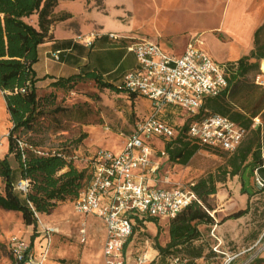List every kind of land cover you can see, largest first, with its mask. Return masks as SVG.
I'll return each instance as SVG.
<instances>
[{
  "label": "rangeland",
  "instance_id": "374dc122",
  "mask_svg": "<svg viewBox=\"0 0 264 264\" xmlns=\"http://www.w3.org/2000/svg\"><path fill=\"white\" fill-rule=\"evenodd\" d=\"M103 3L100 8L95 0H68L60 2L57 9L63 5L72 6L77 13V23L89 29L94 28V24H103L113 32L122 30L134 37L155 41L156 0H103ZM83 18L87 21L83 22ZM260 38L264 41V30ZM260 61L259 69L249 72L246 80L241 81L245 89L236 95L237 103H242L244 94L257 95V91L251 89V80L260 72ZM41 85L37 84V96L43 100L49 97L53 103L47 99L42 102L43 117L35 122L32 130L21 131L18 135L23 141L29 139L45 153L63 151L84 159L99 148L119 150L140 118L149 114L146 111L148 102L144 99L130 101L94 82L79 81L66 89ZM172 110L173 114L167 116L169 125L181 126L188 115L179 109ZM6 114L0 107V159L7 158L17 177L18 162L14 154L8 155L7 133L11 124L1 133ZM262 152L264 156V139ZM224 161L223 151L200 148L187 165L165 162L160 170L161 179H168L170 185L185 186L215 172ZM252 185L255 194L248 199L239 192L237 177L217 184L216 194L209 197L215 208L210 212L215 224L199 226L202 235L193 242L194 249L190 246L178 253L160 254L155 245L164 246L168 242V220L158 219L154 226L136 225L128 251L124 253L125 264H137V257L141 255L146 256L143 264H264V188L261 190L253 181ZM2 190L0 178V192ZM246 207L248 212L244 216L222 222L224 217ZM44 227L57 230L51 242L48 240L50 258L63 260L61 264H104L101 220L93 214L75 213L71 200L58 203L48 214H38L35 227L25 225L21 213L0 208V264H18L11 252L13 237L29 241L32 233L37 232L35 248L44 249V237L48 239ZM80 228L85 229V235L80 233ZM197 251L200 256H193Z\"/></svg>",
  "mask_w": 264,
  "mask_h": 264
},
{
  "label": "trees",
  "instance_id": "16d2710c",
  "mask_svg": "<svg viewBox=\"0 0 264 264\" xmlns=\"http://www.w3.org/2000/svg\"><path fill=\"white\" fill-rule=\"evenodd\" d=\"M60 0H0V91L11 127L7 133L8 155L14 154L18 162V173L15 177L7 158L0 159V178L3 190L0 192V208L21 213L25 225L37 224L38 214H48L58 203L73 200L87 183L89 176L85 168L75 164V154L67 155L63 151L43 152L37 149L30 140L23 141L25 147L18 146L19 132L32 130L35 122L44 115L43 103L49 97L40 99L36 91V78L33 65L38 60V46L52 38L50 27L57 21L69 17L66 13L54 14V8ZM35 15L33 21L30 18ZM28 19V20H26ZM261 27L255 32L254 49L235 62H227L232 70L228 77L229 85L219 94L204 99L199 112L188 117L181 126L172 127L174 137L151 136L145 143L157 152H165L160 162L161 170L165 162L187 165L193 155L204 148L211 151H223L225 161L215 172L192 182L191 190L196 195L192 201L174 218L168 220V242L161 246L155 245L160 254L180 252L189 248L193 242L200 239L202 232L199 226H212L214 217L210 214L215 208L209 202V197L217 192V184L227 179L237 177L239 192L250 198L255 194L252 181L257 173L264 181V156L262 141L264 139V87L251 82V89L257 91L254 97L242 95V103H237L236 95L244 88L246 76L251 71L259 69V63L264 57V41L260 39ZM254 59V61H252ZM86 79L93 80L100 88H107L130 101L142 97L124 87L122 79L113 84L102 81L100 75L88 73ZM82 80V77L72 75L60 78L51 83L54 89L70 88L71 84ZM20 89H24L21 92ZM51 95V94H50ZM208 113L226 116L231 121L246 129L245 136L233 151L210 149L198 145L187 133L191 120L199 119ZM145 118H140L142 121ZM255 118L258 124L253 126ZM137 122V123H138ZM85 136V135H83ZM26 178L29 188L25 194L15 188L16 183ZM264 187H261L262 190ZM248 212V208L240 209L222 219H238ZM158 218L144 215H132L133 230L135 226H145V221L156 223ZM33 238V237H32ZM194 249V247H191ZM193 256H200L197 251Z\"/></svg>",
  "mask_w": 264,
  "mask_h": 264
},
{
  "label": "built area",
  "instance_id": "2783aa9c",
  "mask_svg": "<svg viewBox=\"0 0 264 264\" xmlns=\"http://www.w3.org/2000/svg\"><path fill=\"white\" fill-rule=\"evenodd\" d=\"M94 36L91 33L78 40L90 47ZM108 36L114 40H128L125 48L134 54L135 65L123 75L122 82L126 89L150 101V111L125 138L120 152L99 148L87 157L84 168L89 178L72 200V206L78 214H93L103 221L104 264H125L124 250L133 234L132 215L171 219L196 200L191 190L192 182L169 187L148 184L145 175L157 172L159 164L151 161L153 149L145 140L151 136L174 137V130L165 115L167 110L179 109L188 117L196 115L205 98L228 87L232 69L212 60L196 40L188 42L182 54L175 56L163 52L154 40L113 33ZM58 54V51L53 53V58L57 60ZM252 82L264 87V71L260 69ZM20 91L24 92V89ZM187 133L200 146L233 151L245 136L246 129L226 116L208 113L191 120ZM18 146L22 149L25 143L18 140ZM159 154L165 157L163 150ZM136 169L140 172H134ZM254 181L260 188L264 187V181L257 173ZM15 188L25 194L29 188L28 180L20 179ZM44 232L50 235L57 230L44 227ZM80 232L83 234V230ZM11 252L18 264H43L44 255L35 257L30 243L19 237L11 239ZM145 261V255L137 257V264Z\"/></svg>",
  "mask_w": 264,
  "mask_h": 264
},
{
  "label": "crops",
  "instance_id": "0c3cea01",
  "mask_svg": "<svg viewBox=\"0 0 264 264\" xmlns=\"http://www.w3.org/2000/svg\"><path fill=\"white\" fill-rule=\"evenodd\" d=\"M62 1L68 0H60L54 8V14L66 13L69 17L53 23L50 27L52 38L38 46V60L33 65L36 88L38 83H41V86H51L52 82L72 75L82 77L80 82H94L86 79L88 73L100 75L104 82L119 83L123 75L135 65V56L125 48L128 40H114L108 34L113 33L121 37L134 39L139 37L129 35L122 30L113 32L105 28L103 24H94L95 27L91 29L83 27L82 24L77 23V13L72 6L63 5L60 10L57 9ZM95 1L98 2L100 8L103 7V0ZM30 18L34 21L36 16L32 15ZM86 21L83 18V22ZM260 27L259 36L264 30V0H156L155 41L160 49L167 54L179 56L188 42L196 40L201 43V48L215 62H235L254 49L255 32ZM91 33H94L95 36L90 47H86L79 42L78 37H88ZM56 51L59 53L57 60L53 58V53ZM141 98L148 102L146 107L148 113L151 103L148 99L140 97V100ZM0 107L6 110L2 91H0ZM169 114H173L172 109L167 110L166 118ZM167 120L169 121L168 118ZM256 122H258V118H255L253 126L258 124ZM8 124L10 125V122L8 114H6V122L1 133L5 131ZM122 148L123 145L119 150L106 147V149L116 153L120 152ZM87 152L91 153L92 151L87 150ZM162 158L164 157L158 156L154 150L150 155L151 161L158 163L159 167ZM86 159V156L84 159L81 157L78 159V156L75 155L76 166L84 168ZM134 172L139 173L140 170L136 169ZM145 177L148 184L153 186H172L168 179V181L161 179L160 170L153 174H146ZM101 222L103 228L102 242L104 243L105 225L102 220ZM145 225L154 226V222L145 221ZM81 230L85 235V229L80 228ZM56 233L48 235V239L44 237L45 248L41 250L39 247L35 248L37 232L32 233L33 238L30 237L28 241L35 257L44 255L43 264H61L63 261L49 257L50 246L48 242H51L52 235ZM128 247L129 241L124 250L125 254Z\"/></svg>",
  "mask_w": 264,
  "mask_h": 264
},
{
  "label": "bare ground",
  "instance_id": "6f19581e",
  "mask_svg": "<svg viewBox=\"0 0 264 264\" xmlns=\"http://www.w3.org/2000/svg\"><path fill=\"white\" fill-rule=\"evenodd\" d=\"M260 69L264 71V57L260 61Z\"/></svg>",
  "mask_w": 264,
  "mask_h": 264
}]
</instances>
